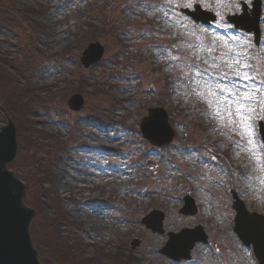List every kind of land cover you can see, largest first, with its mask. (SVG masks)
Masks as SVG:
<instances>
[{
    "label": "rangeland",
    "instance_id": "rangeland-1",
    "mask_svg": "<svg viewBox=\"0 0 264 264\" xmlns=\"http://www.w3.org/2000/svg\"><path fill=\"white\" fill-rule=\"evenodd\" d=\"M238 1L0 0V20L8 11L19 22L0 24V126L3 112L15 124L19 149H26L9 167L35 212L30 227L39 231L31 235L42 264H78L81 257L97 260L92 264H123L118 259L125 257L169 264L158 255L165 235L140 225L150 209L164 213L165 233L204 228L212 249L195 247L190 264H254L231 236L227 191L264 213V164L248 150L246 135L213 116L214 108L196 111L207 101L197 93L208 84L246 91L253 86L237 73L249 76L254 67L264 83V63L245 64L237 54L241 39L225 32L223 17L238 11ZM194 4L218 16L213 29L179 12ZM30 7L37 16L27 20L19 10ZM90 42L101 44L103 57L85 69L79 57ZM72 94L83 98L78 112L66 105ZM155 107L168 112L175 132L164 148L149 146L138 132L141 117ZM256 114L264 121V108L257 105L249 121L255 140ZM185 195L198 206L195 216L176 211ZM58 235L72 242L71 258L52 246L55 239L63 244ZM134 239L140 244L131 250ZM101 251L115 259L98 260Z\"/></svg>",
    "mask_w": 264,
    "mask_h": 264
},
{
    "label": "water",
    "instance_id": "water-1",
    "mask_svg": "<svg viewBox=\"0 0 264 264\" xmlns=\"http://www.w3.org/2000/svg\"><path fill=\"white\" fill-rule=\"evenodd\" d=\"M209 15H205L208 17ZM80 101L79 98H72L69 101L72 107L73 100ZM158 113L157 111L150 112V115ZM156 132L163 131L166 133L167 141L171 139L172 134L168 132L165 123V118L161 124L155 128ZM169 133V134H168ZM13 142L6 130L2 128L0 133V264H38L36 254L30 246L28 225L32 212L22 205L24 198L23 187L13 180L12 175L5 170V163L12 160ZM237 208L241 210V206ZM242 220L238 215L236 224V232L241 237H247L246 234L251 232L252 222L240 228ZM259 229L256 228V232ZM242 238V237H241ZM259 245H255L256 252L260 258V264H264V245L261 246L262 252H259Z\"/></svg>",
    "mask_w": 264,
    "mask_h": 264
},
{
    "label": "snow or ice",
    "instance_id": "snow-or-ice-1",
    "mask_svg": "<svg viewBox=\"0 0 264 264\" xmlns=\"http://www.w3.org/2000/svg\"><path fill=\"white\" fill-rule=\"evenodd\" d=\"M191 0H189V6ZM234 59L235 65L238 67L241 65L239 59ZM231 68V65H229ZM239 79H251L247 73H237ZM226 75V74H225ZM197 84L199 82L197 81ZM200 87H205L200 85ZM244 87V86H242ZM227 91L228 96L231 97L225 100L221 94ZM259 89H249L246 91L237 90L233 93L231 90L226 88H220L216 85L215 88L211 84H208L206 91L203 93H197L207 98L208 107L214 108L213 116L219 119L221 122H225V126L236 128L242 136H247V143L250 146L248 150L252 152L253 155L262 157L264 156V142H257L254 138V132L251 128L249 121L251 120V114L255 111L256 106L264 108V98L261 100H254L253 97L255 93L259 92ZM196 92V89H193ZM215 98V99H212ZM258 163H264L258 159Z\"/></svg>",
    "mask_w": 264,
    "mask_h": 264
},
{
    "label": "trees",
    "instance_id": "trees-1",
    "mask_svg": "<svg viewBox=\"0 0 264 264\" xmlns=\"http://www.w3.org/2000/svg\"><path fill=\"white\" fill-rule=\"evenodd\" d=\"M0 6H1V3H0ZM27 12V14H29L30 13V10H28V11H26ZM26 14V13H25ZM82 263V262H81Z\"/></svg>",
    "mask_w": 264,
    "mask_h": 264
}]
</instances>
